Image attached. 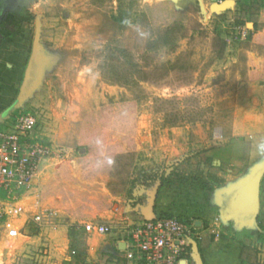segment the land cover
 Here are the masks:
<instances>
[{"label": "rangeland", "instance_id": "obj_1", "mask_svg": "<svg viewBox=\"0 0 264 264\" xmlns=\"http://www.w3.org/2000/svg\"><path fill=\"white\" fill-rule=\"evenodd\" d=\"M218 1L1 0L12 12L0 19L8 25L0 48L17 31L28 38L23 68L34 42L37 55L18 101L24 69L14 79L13 62L2 64L0 91L11 95L0 128L32 113L34 132L59 152L40 166L37 188L39 204L59 209L65 227L30 224L9 251L0 232V264H131L110 235L87 234L83 221L111 216L110 234L125 237L142 222L133 198L143 171L170 175L166 187L182 210L199 194L213 206L214 191L232 182L228 170L243 171L251 138L226 136L264 98V0L221 9ZM120 4L131 9L130 24L114 21ZM255 148L261 161L264 141ZM254 249L244 254L253 264Z\"/></svg>", "mask_w": 264, "mask_h": 264}, {"label": "built area", "instance_id": "obj_2", "mask_svg": "<svg viewBox=\"0 0 264 264\" xmlns=\"http://www.w3.org/2000/svg\"><path fill=\"white\" fill-rule=\"evenodd\" d=\"M36 117L19 112L10 128L0 129V232L4 248L12 250L27 234L28 226L55 230L59 225L58 211L40 206L28 210L19 204L22 192L34 188V180L43 162L59 157L51 142L38 136L34 130ZM87 234L106 235L112 223L83 224ZM194 220L175 214H155L153 220L129 224L125 230L123 258L134 264H182L190 252V238L200 234Z\"/></svg>", "mask_w": 264, "mask_h": 264}, {"label": "crops", "instance_id": "obj_3", "mask_svg": "<svg viewBox=\"0 0 264 264\" xmlns=\"http://www.w3.org/2000/svg\"><path fill=\"white\" fill-rule=\"evenodd\" d=\"M4 8V3L0 0V10ZM12 12V9L9 7L4 8L2 11H0V19L4 18V20H7L6 15L4 13ZM8 15V13H7ZM1 21V20H0ZM8 27V25H5ZM5 26L2 24L0 25V31H5ZM16 33V35H15ZM11 37H8V40L4 38L3 43H1L0 48V69L3 66V63H7V65L11 66L12 62L14 64L12 74L14 75V79H17V76L22 73V70L24 69V63L25 58L27 57V36L25 34H20L19 32H15ZM19 33V34H18ZM10 88V87H9ZM8 88L6 90L5 94L0 91V106H4L6 101L8 100L9 96L11 95V90ZM264 91V87L260 88ZM259 108L256 109L253 107L251 111H249L245 116L244 119L248 122H245L244 120H234V122L230 125V128L227 133V141H232L233 139L238 140V137H242L246 135L251 138L249 144L250 149L247 153L246 157L249 159L247 165H245L243 171L239 174L236 172L233 173L232 170H228L232 174H229L230 177H232V182H235L239 179H241L248 171V169L253 166L256 162H258L259 159H261V154L259 157L257 156L256 152H253V150H256V145L260 142L264 141V98H262L261 102L258 103ZM5 119L6 115L4 114V110L0 112V126L5 127ZM1 129V128H0ZM245 138L248 140L249 138ZM242 156H235V163L237 165L238 159ZM44 163V162H43ZM42 163V164H43ZM41 164V165H42ZM239 165V164H238ZM43 172V171H42ZM167 174L165 173V176ZM42 177L41 169L39 168V171L37 172V175L34 180V188L31 191L28 192H22V194L19 196V204L26 207L28 210L33 211L36 209V203L39 202V193L37 185H39V179ZM228 181V180H227ZM135 183V181H134ZM155 183V182H154ZM139 184L142 188L141 192L134 196L133 201L136 203V205L144 204L147 199V190L150 189L152 186H146L140 183ZM174 189L171 187L169 190L166 187V182L161 183L158 187V191L156 194L155 204H154V212L155 214H184V215H190V219L196 221H200V224L197 226L198 230L197 233L200 234V238L197 240V246L203 261V264H253L249 262L248 258L245 257V252L251 249H254L256 256H257V263L254 264H264V241L259 238L257 235H251V236H245L242 234H238L235 232H239L237 228H235L231 223L230 230L226 229L224 225L219 221L218 219V209L216 210L215 207H217L216 204H213V206H209L210 201L207 200L206 204L204 205L202 203V195L199 194V198L197 202V197H195L196 204L191 209L182 210L183 206L178 205V201H175V198H171L170 195L172 194V191ZM194 199V198H193ZM173 200V201H172ZM209 204V205H208ZM40 205V204H39ZM41 206V205H40ZM48 207V206H45ZM58 211L54 207H50ZM115 209V207H114ZM60 211V210H59ZM137 216L140 220H144L143 217L138 212V209L136 211ZM59 215V212H58ZM60 217V215H59ZM106 218H103L101 221H83L86 222H93V223H99V224H108L111 222V216H104ZM65 225H62L60 223L59 219V225L58 228L55 229V232L61 231L62 228H64ZM264 176L261 179V185H260V209L258 213L257 218V226L254 227V229L249 230L251 232H258V233H264ZM58 230V231H57ZM111 233V232H110ZM106 234L110 235L112 238V244L116 247L117 251L119 252L118 255L123 257V254L119 251L118 246L123 244V240H125L126 237L123 238H117V235L114 234ZM105 236V235H101ZM114 238V239H113ZM123 248V247H122ZM191 247L190 252L187 257V260L185 264H195L194 259L191 256ZM254 253V255H255ZM131 264H134L131 262ZM184 264V262H182Z\"/></svg>", "mask_w": 264, "mask_h": 264}, {"label": "water", "instance_id": "obj_4", "mask_svg": "<svg viewBox=\"0 0 264 264\" xmlns=\"http://www.w3.org/2000/svg\"><path fill=\"white\" fill-rule=\"evenodd\" d=\"M181 0H177V3ZM199 5V0H196ZM231 0H221L213 3L214 8L221 9ZM37 55L35 42L32 46V52L26 63L22 82L16 100H20L26 93L31 78L33 63ZM264 176V158L251 166L247 173L239 180L231 182L228 186L215 190L213 202L218 206V219L221 223H231L238 230H252L257 226V218L260 209V185ZM160 179H157L154 185L147 190L146 202L137 205L138 212L144 220H153L155 217L154 204ZM200 221H196L198 226ZM191 256L195 264H203L197 241L190 238ZM123 244L118 246L122 249ZM118 255V253H117Z\"/></svg>", "mask_w": 264, "mask_h": 264}, {"label": "trees", "instance_id": "obj_5", "mask_svg": "<svg viewBox=\"0 0 264 264\" xmlns=\"http://www.w3.org/2000/svg\"><path fill=\"white\" fill-rule=\"evenodd\" d=\"M121 3V2H120ZM186 4L194 5L196 8H198V2L196 0H181L178 2V5L182 8L185 7ZM132 15L131 9L127 7H123L120 4V7L118 9V14L116 16H113L114 21H116L119 24L127 25L131 23L130 16ZM18 21L23 22L25 21L24 16H18ZM1 25V24H0ZM4 25V22L2 23ZM172 33V30L169 31ZM176 40V39H175ZM172 41H174V38L171 37L168 40H164L163 45H169ZM224 43V42H223ZM170 175L168 174L165 176V173H159L157 171H143L137 178H135V183H140L146 186H152L154 182L157 179H160L161 183H167L170 181L169 179ZM212 190V188H210ZM264 229V228H263ZM238 234H242L245 236H251V235H257L259 238H261L262 241H264V233H258V232H251L247 229H243L239 232H235Z\"/></svg>", "mask_w": 264, "mask_h": 264}, {"label": "flooded vegetation", "instance_id": "obj_6", "mask_svg": "<svg viewBox=\"0 0 264 264\" xmlns=\"http://www.w3.org/2000/svg\"><path fill=\"white\" fill-rule=\"evenodd\" d=\"M5 23V22H4Z\"/></svg>", "mask_w": 264, "mask_h": 264}]
</instances>
